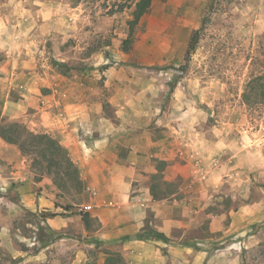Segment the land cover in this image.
<instances>
[{
    "label": "rangeland",
    "instance_id": "1",
    "mask_svg": "<svg viewBox=\"0 0 264 264\" xmlns=\"http://www.w3.org/2000/svg\"><path fill=\"white\" fill-rule=\"evenodd\" d=\"M138 1L0 0V66L10 56H34L55 70L63 59V69L79 72L84 66L95 68L103 58L108 62L103 67L120 59L132 62L140 76L164 84L149 101L166 105L169 122L193 119L204 137L225 144L211 159L195 158L201 183L210 179L213 190L214 204L207 210L224 219L211 231V218L201 217L184 243L199 240L209 253L231 246L237 264H264V103L246 104L242 98L250 77L264 73V0H218L210 12L211 0H152L135 27L131 48L123 50ZM207 13L197 49L188 56L192 33ZM179 100L186 102L185 117ZM152 118L140 117L142 125L152 126ZM12 121L19 120L5 117L0 125ZM22 141L32 148L25 135ZM14 145L7 152L12 161L0 158V264H78L75 247L53 234H83L80 219L57 231L46 218L53 212L24 206L21 176L29 181L48 176L53 182L54 177L37 153H23ZM39 186L33 183L40 193ZM57 194L56 203L68 205L73 214L84 213L73 205L89 196L84 187ZM97 247L94 242L93 260Z\"/></svg>",
    "mask_w": 264,
    "mask_h": 264
},
{
    "label": "crops",
    "instance_id": "2",
    "mask_svg": "<svg viewBox=\"0 0 264 264\" xmlns=\"http://www.w3.org/2000/svg\"><path fill=\"white\" fill-rule=\"evenodd\" d=\"M64 61L60 59L61 68L55 70L34 56H10L0 66V122L18 119L31 130L57 136L89 195L73 202L84 213L73 214L68 205L56 203L60 190L50 177L29 181L21 176L18 189L24 206L53 212L46 218L57 231L80 219L83 234H53L68 248L75 247L78 264H115L118 258L124 264H237L231 246L227 252L209 253L198 239L184 243L201 217L211 218V231L224 219L207 210L214 204L213 190L210 179L204 180L207 187L201 183L195 163V158L211 159L219 153L225 147L222 140L204 137L193 119L169 122L166 105L149 101L165 85L140 76L132 62L119 59L103 67L108 63L103 58L95 68L84 66L77 72L63 69ZM185 103H176L183 117ZM148 116H153L152 126L142 125L140 117ZM14 146L0 136V158L12 161L7 152ZM21 157L26 167V157ZM157 175L173 186L165 197L153 195ZM33 183L40 185V193Z\"/></svg>",
    "mask_w": 264,
    "mask_h": 264
},
{
    "label": "trees",
    "instance_id": "3",
    "mask_svg": "<svg viewBox=\"0 0 264 264\" xmlns=\"http://www.w3.org/2000/svg\"><path fill=\"white\" fill-rule=\"evenodd\" d=\"M216 1L218 0H211L208 12L213 8L214 2ZM151 3L152 0L138 1L134 11V17L129 21L130 31L128 37L123 41V50H129L131 48L135 27L141 17L149 11ZM207 18L208 13L203 18L202 25L193 31L186 52L188 56L197 49ZM242 98L246 104L264 103V73L250 77L246 83ZM24 135L29 140V145H32V148L22 141ZM0 136L7 142L19 145L23 153L29 151L37 153L39 162L46 163V171L53 175L54 182L61 192L64 190L71 192L72 189H75L77 192L83 190L80 170L72 160L68 149L60 142L58 137L45 131L35 132L21 121L2 123L0 125ZM155 180L157 182H155L152 188L155 198L165 197L173 190L170 184L162 181L160 175L155 176ZM161 183L167 184L169 188L167 190H160L158 186ZM82 216L84 222L89 225V214L85 213ZM120 261V258H118L115 264H120Z\"/></svg>",
    "mask_w": 264,
    "mask_h": 264
}]
</instances>
